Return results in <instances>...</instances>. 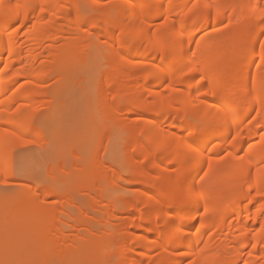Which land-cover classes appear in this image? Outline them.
Instances as JSON below:
<instances>
[{"label": "bare ground", "instance_id": "bare-ground-1", "mask_svg": "<svg viewBox=\"0 0 264 264\" xmlns=\"http://www.w3.org/2000/svg\"><path fill=\"white\" fill-rule=\"evenodd\" d=\"M43 2L52 5L49 12L54 13V16L47 24L37 20L36 29L27 35L16 34L14 29L10 30L9 35L5 31V25L0 22V60L12 64L6 72L0 70V101H3L0 103V149L3 151L0 167L10 174L9 186H15L14 189H8V186L2 189L3 192L8 191L9 196L0 194V260L27 262L32 256L36 258L39 256L41 260L47 262L50 256L53 259V255L49 256V253H55L57 255L54 257L58 256L60 261L65 260L63 262L69 264L80 261H84V264L85 262L95 264L100 262V256L109 258L117 248H113V251L110 245L112 248L118 244L119 249H116L118 251L114 253V258L109 260L104 258L108 264H170L171 253L176 249L188 252L199 260L200 264H204V256L210 253L198 255L195 247L196 243L203 240L209 249L222 252L229 264H243V260H247L248 264H257L258 261L259 264H264L262 259L264 252L259 250L264 248V243L260 242L264 237H255L252 240L253 243H257V248L253 249L249 244V238L244 236L246 232L253 230V225L248 223L249 216H252L254 221L264 219L256 214V209L260 205L251 207L247 203H241L249 187L254 189L259 185L264 188V172L256 171L264 164V147L259 144L243 160L228 157L217 161L213 157L212 169L203 182L201 200L171 204L168 207L173 211H165L164 219L157 220L161 213L155 203L156 193L160 190V183L169 180L164 173L168 170L166 166L170 162L175 164V168L170 170L182 173L190 182L193 179L198 181L203 171L208 170L207 159H196L190 153H186L183 140L185 127L196 120L205 124L215 122L222 127L223 136H227L229 124L225 121L231 118L227 116L224 106L229 101L225 94L213 96L206 93L204 88L200 89L201 95L198 97L195 91H191L195 81L190 78H183V88L179 92L171 90L166 92L162 86L165 80L164 73L156 72L151 65L155 64L156 68H159L169 65V61L154 51L146 50L150 47L147 42L143 47L140 44L125 45L124 52L118 53L113 49L111 37L113 29L118 25L139 27L143 19L142 13L149 17L145 23L155 26L158 22L154 23L156 22L154 20L167 11L168 4L183 5L185 0H43ZM227 2L244 4L249 0ZM86 3L91 5L110 3L114 7L103 10L101 15L93 18L90 8L83 10L82 7H78ZM161 4L166 6L165 9L159 7ZM174 14L175 11L169 13V22ZM104 40H108L107 45L104 44ZM197 40L200 47L198 49L195 45L191 47L196 52V60L201 62L202 69L209 68L220 57L240 54L239 43L227 30L204 36L202 39L197 37ZM187 47L186 43L185 48ZM9 51L12 52L11 57L7 55ZM91 52L103 55L100 59L102 63L99 60L101 66L97 67L99 75L98 73L95 74L97 77L92 75L96 91L89 99L91 102L97 100L99 103L102 102V117L99 119L101 129L104 130L110 124L108 121L112 120L120 127L119 129L125 130L123 132L127 133V136L141 137L145 144L138 146L142 142L134 137L131 138L133 140L130 138L127 140L126 144L132 145L130 148L121 144L127 148H121L123 156L124 152L127 155L122 166L121 162L120 165L110 163L113 160H108L106 165L104 159L98 160L96 153L93 152L87 156H77L75 160H78L77 165H74L73 169L71 167L72 171L69 170L68 173L59 164L60 167L56 165V168L53 166L55 164H49L50 166L46 168L47 175L40 176L43 178L40 182L44 181L46 184L42 187L45 189L44 194L38 197L36 187H31V183L29 186L18 182L13 168V150L18 141L23 147L22 141L27 137H42L44 131L36 122V117L39 116L37 105L45 104L44 101L49 97L52 101L48 112L52 114L57 105L54 104L56 95L72 74L69 70L79 66L84 68L90 66L91 61H88L87 57ZM126 53L130 57L146 58L149 67L131 68L126 60L121 61L119 58ZM91 59L92 57L89 60ZM92 60L96 63L94 58ZM257 63L259 61L254 56H247L233 68V72L239 73L243 80H254L256 83L253 98L236 110L237 121L244 120L250 112L255 115L253 109L261 107L260 85L264 82V65L257 68L255 66ZM97 64L100 65L99 62ZM17 72L21 75L18 76ZM206 74L210 80L217 79V73L214 71H207ZM22 79L24 81L20 82ZM51 79L58 85L54 84L51 87L45 85ZM168 79H171V75ZM17 81L24 87L20 88ZM149 93H153V97L150 98ZM123 107L127 110L125 116L121 117ZM169 112L172 115L171 119H168ZM261 116L264 117V112ZM244 123H247L246 120ZM241 127H244L243 124ZM259 127L260 124L251 129L250 134L249 129L244 128L242 135L248 144L258 139ZM212 134V132L200 134L201 142L198 147L201 150L211 139ZM233 151H239V148ZM116 164L118 171L114 169ZM121 167L127 178L123 177L122 171L120 173ZM0 179L3 177L0 176ZM121 182L128 184L123 192L120 188L124 183ZM72 183L89 192L85 194L87 197L81 207L74 204L76 210L70 211L67 208L68 210L64 211L59 209L54 200H47L49 197L55 200L60 198L69 200L70 195L67 190L65 191L67 187L65 185L72 186ZM238 183L245 185L243 191H231L230 186H236ZM1 186L6 187L0 184V190ZM98 202L101 207L98 206ZM115 202L119 204L120 211L117 210L119 213L114 212L112 207L115 206ZM205 204L208 208L207 215L203 213ZM125 206L126 208L122 209ZM197 215L203 217L204 228L197 235L194 229L186 226L185 232L189 233L190 237L187 241H169L167 232L162 234L160 231V227L169 217L179 223L180 220ZM64 218L71 220V224H67V231L79 230L77 233H70H75L73 237L69 232L61 231L60 223ZM117 220L119 222L116 223ZM196 227L200 225L196 224Z\"/></svg>", "mask_w": 264, "mask_h": 264}, {"label": "snow or ice", "instance_id": "snow-or-ice-1", "mask_svg": "<svg viewBox=\"0 0 264 264\" xmlns=\"http://www.w3.org/2000/svg\"><path fill=\"white\" fill-rule=\"evenodd\" d=\"M52 7L46 4L43 0H0V22L5 25V31L11 35L12 29L16 34L28 33L34 31L37 27V20L43 21L45 24L50 23L54 13H50L49 9ZM86 7L92 10L93 18L101 15L105 9H112L114 6L110 3H94ZM165 9V5L159 6ZM178 9V10H177ZM175 11L171 22H169V13ZM143 19L140 26L132 25H118L113 29L111 37V44L115 51L124 52L125 45L140 44L142 47L147 44L150 46L146 50L154 51L158 56L163 57L169 61V65H164L156 68L155 64L151 65L156 72H163L165 76L164 84L165 91L168 90L179 92L183 88V78H190L195 81L194 88L199 97L200 89L204 88L206 93L215 96L217 94H225L229 103L225 104L227 116L231 119L225 121L229 124L227 136H223L222 127L215 122L205 124L202 121L196 120L185 127L183 132V140L185 142L186 153H190L193 158L207 159L208 170L203 171V175L199 176V180L193 179L191 182L189 178L177 171H171L175 168L174 163H169L165 171V175L169 177L167 182L160 183V190L156 193V206L161 216L157 220L164 219L163 213L165 211H173L171 204L199 202L203 195V182L208 177L212 169V158L215 157L217 161L224 160L231 157L236 160H243L245 156L252 152V149L259 144L264 147V117L261 113L264 112V82L260 85L261 107L254 108L252 113L244 117V120L237 121L236 110L242 105L248 103L256 92V83L254 80L245 81L240 78L239 73H234L233 68L237 67L242 58L247 56H254L259 61L255 66L260 68L264 65V0H249L248 3H230L227 0H185L183 5H167V11L161 14L158 19L159 23L155 26L147 25L145 21L149 18L142 13ZM47 17V19H45ZM95 30V29H93ZM229 31L233 34L234 39L240 45L239 56L220 57L216 62L207 69H202L201 62L196 60V52L193 51L191 45H195L198 49L200 47L199 40L204 36ZM87 32V28H85ZM187 34V35H185ZM187 43L188 47L185 48ZM104 44H108V40H104ZM191 54L190 56L188 54ZM9 57L12 52L7 53ZM126 57H128L126 59ZM121 61H125L131 68H146L149 67L146 58L130 57L126 53L119 57ZM195 61V62H193ZM255 63V61H253ZM2 69L6 72L11 63L0 60ZM23 64V61H21ZM167 68V71H165ZM207 71H214L217 73L216 80H210L207 76ZM178 74V75H177ZM195 74V75H193ZM17 75H21L17 72ZM171 75V79L168 76ZM198 77V79H197ZM179 82V83H178ZM20 88L24 87L17 81ZM176 85V86H174ZM215 89V91L213 90ZM18 90V88L16 89ZM15 95V92H13ZM153 97V93L148 94ZM11 99V97H9ZM3 103V101H0ZM24 107V106H21ZM179 110H177V118H179ZM251 117V118H249ZM261 117V119H257ZM171 112L168 113V119H171ZM247 121L245 124L244 121ZM255 122V123H254ZM243 124V128L241 125ZM260 124L261 127L257 129L258 139L253 140L251 144L245 140L244 128H256ZM219 132H213V130ZM204 132H212V137L209 139L204 148L201 150L198 144L201 142L200 134ZM243 141V144H242ZM33 140H23V145L33 144ZM245 145H247V152H245ZM239 148V151L234 152L233 149ZM223 153V154H222ZM3 157V151L0 149V158ZM147 159V158H146ZM147 167V165H144ZM257 173L264 172V164L256 169ZM14 175V174H11ZM0 184L6 187L10 184V174L0 167ZM199 185V187H198ZM243 183H238L236 186H230L231 191L242 192L244 189ZM242 204L247 203L251 207L260 205L256 209L258 217L264 218V188L257 185L254 189L249 187L247 193L244 195ZM199 212L200 209H197ZM203 213L207 215L208 208L203 205ZM249 224L253 225V230L244 234L245 238H249L251 248L256 249L257 243L252 240L255 237H264V219L254 221L252 216H249ZM199 224L200 227H196ZM194 229L197 235L201 233L204 228L202 216H192L187 220H180L179 223L169 217L166 223L160 227L161 233L167 232L169 241H187L189 233L185 232V227ZM161 239H164L162 235ZM264 243V240L260 241ZM203 244V247L200 245ZM198 250V255H204L205 252L210 254L204 256V264H229V261L224 258V254L219 250L209 249L208 245L200 240L195 244ZM264 252V248L259 249ZM264 259V257H262ZM200 264V261L189 255L188 252L174 250L171 253L170 264ZM0 264H35V262L14 261L9 259L0 260ZM46 264H60L56 260H49ZM72 264H83V262H72ZM105 264V262H99ZM243 264H248L247 260H243ZM259 264V261L257 262Z\"/></svg>", "mask_w": 264, "mask_h": 264}, {"label": "rangeland", "instance_id": "rangeland-1", "mask_svg": "<svg viewBox=\"0 0 264 264\" xmlns=\"http://www.w3.org/2000/svg\"><path fill=\"white\" fill-rule=\"evenodd\" d=\"M90 3H86L83 6L91 5ZM82 8H83V10H87L86 7H82ZM154 21H156L154 23L160 22L159 19H155ZM91 57H92V59L94 58L96 63L93 62L92 59L89 60ZM102 58H103V55L102 54L99 55V52H97V53L91 52L90 55L87 57L88 61H91V64H90L91 67L85 66V68H84V66H82L84 68V69H82V67L79 66V67H76V68L69 70L70 73H72V74L69 77L68 82H65L63 87L61 86L60 91L56 95L55 101L57 103L55 102L54 104H57V105H55L56 108H55L54 112L52 114L48 112V109L51 106L50 103L52 101V100H50L49 97H47L46 101H44V102H46L45 104L42 103L44 106H40L42 104L37 105V115H39V116L36 117V122H38V124L41 125V127L44 131L42 134V137L41 136H32L34 138L27 137L26 140H33V141H35V143L29 144V145H24L22 147V146H20L21 142L18 141L17 144L15 145V148L13 150V156H12L14 173H15L16 177L18 178V182L28 184L29 186L31 183V187L32 186L36 187L35 192H36L38 197L42 196L44 194L45 189H43L42 187L46 184V182H44V181L40 182V180L43 179L42 177L44 176V174L47 175L46 168H48L52 164H55V165H53L54 168H56L57 167L56 165L59 164L63 167V169H65L66 172L67 171L69 172V170H71V167L73 169L75 167L74 165H77L78 160L75 161L77 159V156L78 157L79 156H87L88 154L93 152V153H96L98 160L104 159L103 162L106 165H108L107 164L108 160L109 161L113 160L110 163H113L115 165V163L119 164V162H121L122 164L121 165L119 164V165L122 166L123 162L125 160V157L127 155H126V152H124V156H123V153H122L123 151L121 150V148H124L125 145L128 148H130L132 146V145L128 146L126 144L128 142L127 141L128 138L131 139L134 137V138L140 139V140H138V141L142 142V144L139 143V145H138L140 147L143 144H145V143H143V140L141 139V137L127 136L126 135L127 133L123 132L125 130L123 129V131H122V128L119 129L120 127L118 125H116L112 120L108 121L110 124H108V126H106L104 128V130L101 129L100 124H99V119H101V117H102V113H101L103 111V109H101V108H103L101 105L102 102L99 103L98 100L91 102L89 99L96 91V85H95L96 83H92V78H93L92 75L96 76L95 74H97L99 72V68L101 66V64H100L101 60L100 59H102ZM92 62H93V64H92ZM98 62L100 65L97 64ZM101 63H102V61H101ZM98 66H99V68H97ZM80 69H81V71H80ZM97 75H99V73ZM23 81H24V79H22V81L20 80V82H23ZM47 83H49V84H47ZM54 84L58 85V83L54 82V80L51 79L48 82H46L45 85L51 87ZM48 100H49V102H48ZM55 106H52V107L54 108ZM126 110L127 109L125 107H123L121 114L119 113L121 117L125 116ZM121 131L123 133H121ZM43 138H44V140H43ZM133 139H131V140H133ZM121 144L124 145V147L121 146ZM124 149H127V148H124ZM128 150H130V149H128ZM127 152H129V151H127ZM71 164H73V165H71ZM117 164L115 167L113 166L116 171H118ZM59 165H58V167H60ZM67 166H68V169H67ZM69 167H70V169H69ZM121 169H122V167L119 170L120 173L123 170V169L122 170ZM56 171H57V169H56ZM121 174L123 175V177L127 178V175H125V173H123V171ZM40 176H42V177H40ZM121 183H124V182H121ZM70 185H68V184L65 185V186H67L65 191L67 190L66 192L70 195L69 200H66V199L62 200V198L55 200V198L52 199V197H51V199H49L50 198L49 197L47 200L48 201L54 200L55 204L61 210H64V209L76 210L77 207H81L84 204V199L87 197V195H85V194H88L89 192L85 189L81 190L83 188H81L80 185H76V183H74L72 185L73 187ZM121 185H123V186H122V188H120V190L123 192L124 187L125 188L128 187V184H127V182H125L124 184H121ZM77 186H79V187H77ZM6 188L7 187L4 188V186H1L0 194L2 193L3 194V195L1 194L2 196H6V195L9 196L10 193L8 191H6V192L2 191V189H6ZM14 188H15V186H8V189H14ZM73 193H75V196L73 195ZM107 195H109V193H107ZM106 197H108V196H106ZM64 200H65V202H67L66 205L64 204L65 202H63ZM57 201H58V203H57ZM100 202H98L99 207H101ZM115 203H116L115 206H112V207L114 208V212L115 211L118 212L117 210L120 211V207H119V204L117 202H115ZM67 204H68V207H67ZM74 204L77 206L76 208L74 207L75 206ZM118 207H119V209H116ZM125 208H126V206L122 209H125ZM66 210H64V211H66ZM89 215H91V214H89ZM119 215H121V214H119ZM118 220H120V219H118ZM118 220L115 222L116 223L119 222ZM120 221H121V223L123 222L122 220H120ZM63 223H66V224H63ZM67 224H71V220L70 219L68 220V218L67 219L64 218L62 220V223H60L61 231L64 233L69 232V234L72 232H75V230H72V231L68 230L67 231ZM118 224H120V223H118ZM78 231L79 230H76L75 233H77ZM125 231H126V229H125ZM124 232L121 233L122 236H123ZM75 233L70 234V236L73 237V235ZM117 245L118 244H116L115 247L112 246V248L110 245V249L113 250V248H116V247H117L116 249H119V246H117ZM12 247L13 246H11V248ZM116 249H114L115 251L113 250L114 252H112L110 257L108 255V257L110 259L114 258V255L118 251ZM50 255H53V259H52V256H50ZM54 255H57V254L49 253V256L51 258L49 257L48 261L58 259L57 261L60 262V264H64V263L69 264V263L63 262L65 260L60 261L59 260L60 258L58 256L54 257ZM98 256L99 255H97L96 258H98ZM32 257L27 262H35V264H40V263L46 264V262L44 260H41L39 256L37 258H36V256H32ZM38 258L41 261L40 260L38 261L37 260ZM104 258H107V256L106 257L104 256ZM104 258H102V256H100V262H103V260L105 262V261H107V259L109 260V258H107L106 260ZM42 261H44V262H42ZM61 262H63V263H61ZM80 262H83V264H84V261H80ZM85 264H86V262H85ZM95 264H99V263L95 262ZM105 264H108V261L105 262Z\"/></svg>", "mask_w": 264, "mask_h": 264}]
</instances>
